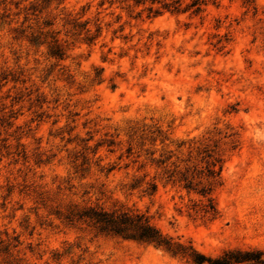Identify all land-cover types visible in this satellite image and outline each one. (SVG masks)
Here are the masks:
<instances>
[{
	"label": "rangeland",
	"instance_id": "1",
	"mask_svg": "<svg viewBox=\"0 0 264 264\" xmlns=\"http://www.w3.org/2000/svg\"><path fill=\"white\" fill-rule=\"evenodd\" d=\"M177 1L0 0V264H192L74 207L264 253V0Z\"/></svg>",
	"mask_w": 264,
	"mask_h": 264
},
{
	"label": "trees",
	"instance_id": "2",
	"mask_svg": "<svg viewBox=\"0 0 264 264\" xmlns=\"http://www.w3.org/2000/svg\"><path fill=\"white\" fill-rule=\"evenodd\" d=\"M166 1V0H165ZM180 5L177 0H167L163 4L164 9H172L180 12ZM49 41L50 54L57 58L63 57V51L55 44L52 37ZM39 37L33 38V43H39ZM217 161L208 165L207 173L214 175V168ZM220 167L219 170L220 171ZM190 189V185H185ZM209 191H198L201 196H206ZM150 192H155V186H150ZM67 226L86 225L92 228L97 234L133 241L140 244L151 245L162 249L173 257L188 259L192 264H264V253L259 250H229L218 257H206L196 252L192 247L185 248L174 242L171 238L162 235L150 222L149 218L137 210L116 209L104 210L98 207L72 208L63 216Z\"/></svg>",
	"mask_w": 264,
	"mask_h": 264
}]
</instances>
